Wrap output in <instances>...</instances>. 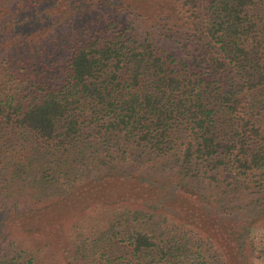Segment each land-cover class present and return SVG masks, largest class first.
I'll return each instance as SVG.
<instances>
[{"label":"trees","instance_id":"16d2710c","mask_svg":"<svg viewBox=\"0 0 264 264\" xmlns=\"http://www.w3.org/2000/svg\"><path fill=\"white\" fill-rule=\"evenodd\" d=\"M158 216L264 254V0H0V264H198Z\"/></svg>","mask_w":264,"mask_h":264},{"label":"rangeland","instance_id":"374dc122","mask_svg":"<svg viewBox=\"0 0 264 264\" xmlns=\"http://www.w3.org/2000/svg\"><path fill=\"white\" fill-rule=\"evenodd\" d=\"M49 56L45 61L40 62L38 64L47 63L49 66V70L43 66L44 78L43 80L51 85H57L62 82L64 78L63 69L66 64L67 59V50L64 47H59L56 44H51ZM36 64V65H38ZM121 132L112 133L109 139V150L105 152V156L99 160L100 162L91 164L87 170V173L84 174L83 178L91 175V172L95 170V168H103L108 164H112L117 168H129L135 171L140 172L141 170L147 169V166L140 163L138 164L136 159H133V156L130 155L128 157L127 151L123 150L121 144ZM120 140V142H119ZM101 210L95 209L89 211V214L83 218V222L81 225H86L90 227L91 221L92 223H96L95 220L98 219ZM160 219L169 222L171 233L177 238L179 243V248H183V254L181 258L184 259H198V264H222V257L218 249L212 244V242L205 238L195 227L184 224L174 219L163 218L158 216ZM255 226L258 227L259 233L264 237V219L255 220L253 222ZM79 234V233H76ZM71 243H73L77 238L71 235ZM254 241H258L259 237L255 236L253 238ZM79 242V240H78ZM188 256V258H186ZM187 262V261H186ZM6 264H10L8 261ZM252 264H264V254L258 257H252Z\"/></svg>","mask_w":264,"mask_h":264}]
</instances>
